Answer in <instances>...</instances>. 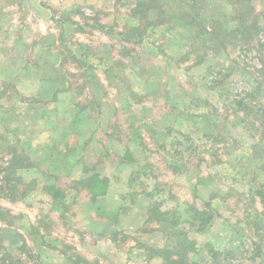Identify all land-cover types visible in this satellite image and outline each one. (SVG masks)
<instances>
[{"label":"rangeland","instance_id":"374dc122","mask_svg":"<svg viewBox=\"0 0 264 264\" xmlns=\"http://www.w3.org/2000/svg\"><path fill=\"white\" fill-rule=\"evenodd\" d=\"M79 2L47 28L54 38L47 37L48 46L63 52L55 81L67 79L69 92L59 96L71 124L80 114L116 119L104 121L117 143L108 145L110 158L129 160L133 142L150 151L132 185L123 172L117 187L145 216L125 212L127 232L86 230L96 211L84 215L87 203L76 200L100 183L88 175L96 153L88 163L78 159L80 179L43 169L60 159L63 143L50 130L57 125L59 132L64 118L51 124L38 116L52 86L16 85L9 76L0 86V264H168L155 249H179L175 264H264V203L257 195L260 189L264 200V112L257 113L264 110V0ZM28 11L20 6L18 18ZM78 53L90 55L85 66L72 55ZM166 116L179 118V127L158 124ZM129 123L133 133L125 131ZM117 124L124 131L116 132ZM76 136L69 151L83 142ZM190 207L210 218L190 224ZM156 227L158 246L144 245L137 231ZM154 256L161 260L150 261Z\"/></svg>","mask_w":264,"mask_h":264},{"label":"crops","instance_id":"0c3cea01","mask_svg":"<svg viewBox=\"0 0 264 264\" xmlns=\"http://www.w3.org/2000/svg\"><path fill=\"white\" fill-rule=\"evenodd\" d=\"M79 1L80 0H4V3L6 2L5 7L4 5H0V86H2L4 80H7L9 76H11V79H15L14 81L16 82V85L25 83L30 86H43L45 90L47 89L46 86H52L53 92L51 93V97L40 99L43 100L44 103H42L39 107L41 110L39 111L38 116L40 118H44L45 121L51 124H54V122L56 123L60 118H64L63 122L65 125L58 127L59 132L56 128L57 125H51L52 130H50L51 132L56 131L52 135L55 139L62 141V148L64 149L61 151L59 155L60 159L58 161L54 159L50 160L49 164L47 166L45 165L46 167L43 169L55 174H68V176L73 179H80L85 177V175L83 176L80 172L84 169L81 168L83 164L76 166L78 159H83V161L86 160V163H88L87 157L96 153L98 162L96 165L90 166L88 175H91V178L96 179L95 175L97 174L98 177L96 179V183L100 182L102 189L93 195L87 194L85 196L86 199L84 200H76L77 203L81 201L87 203L86 207H81V211L84 215L88 213V209H90L91 212L96 211V214L89 213V217L93 220H90V225L87 226L86 230L88 232L101 234H107L114 231L119 232V230L127 232L129 229H132V226L123 225V216L129 212H136V210L139 209L140 215L144 217L145 212L140 207L137 209L135 199L133 197L127 195L121 196L123 192L118 191L117 187L121 186L123 183V180L121 179L123 172L128 173L125 184L127 183V186L132 185L133 179L131 178L135 179V177L138 176V170L147 166L144 158L150 151H147L145 147H138L137 144L133 148L132 145L135 144L133 142L132 145H128L131 157L129 160L121 157L117 158L118 160L110 158V154L113 157V148H108V145L116 143V141L114 140L115 137L113 135L114 129L106 130V125H104V121H110L112 116H107L105 119V114L103 112L99 113L96 118L90 116L84 117L83 114H80L79 118V115L76 118H73L72 123L74 122L73 124H75L77 133L76 137L83 142H79L82 144L79 147H76V151L74 152L69 151L66 146L67 141L72 139L74 134H76L74 132L73 124H71V117H66L69 112L68 109L70 108H68L66 101L61 99L59 96L63 93L69 92L67 88L68 81L67 79H60V81L56 84L55 76L57 71L60 70L63 52L54 44L48 46L51 42L47 40V37H52L53 40L54 38L47 28L52 23L57 26V13L74 11L80 3ZM24 5H26V8L29 10V15L27 18L21 19L18 18V12L20 10V6L24 7ZM78 8H81V6ZM59 24L60 27H62L64 22L59 21ZM22 27L33 31L23 30ZM41 28L43 29L41 30V35H37L35 38L34 31H39ZM78 41H83V38H79ZM20 44H24L26 47L28 46V49H20ZM75 44L76 46H79L81 43L76 42L74 45ZM81 46L83 45L81 44ZM72 55L76 59L82 60L83 62H80L83 65L85 64L84 61H86L87 58H90V55L86 54L78 53L76 55ZM14 64H17L16 70H12V65ZM99 103L100 106L103 107L104 102L100 101ZM175 104L176 102L174 105ZM34 107V103H30L27 108L30 110L34 109ZM31 119H34V117ZM178 119L174 117L172 121V119L169 120V117L166 116L158 124L164 126L163 128H167L166 125H172V123L175 124L176 121V125L179 127L180 123L177 122ZM112 120L115 121L116 119L113 118ZM68 121L69 123L67 125ZM84 123H89V126L81 127L80 125ZM130 124L131 123H129V127H127L125 131L133 133V131H131L132 127H130ZM113 127L118 133L124 131V129H122V127L118 124L116 126L113 125ZM163 128L161 129L162 133H160V137H164V135L166 136V129ZM130 136L131 138L134 137L133 134ZM89 139L91 141V145L84 148L85 142ZM97 139H100L104 146L101 145L102 143L97 141ZM106 139H111L113 141H107ZM97 144H100L101 147L99 148ZM107 148L108 151H105ZM114 149L117 154L122 153L119 152L121 149L119 150L117 145ZM167 152V148H163L161 151L162 154ZM78 162L81 163V161ZM24 170L25 169H22V172ZM88 175L87 177H90ZM149 181H151V179H149ZM69 200L70 199L68 198L66 201L68 202ZM240 230L243 231V228H240ZM226 231L227 230H225L224 233H226ZM229 231V233L232 232L230 228ZM161 232V228L156 227L148 230L137 231V234L139 236V240L144 245L155 247L159 241ZM220 232V230L217 231L219 234ZM113 245L115 246V243H113ZM111 249H114V247ZM149 260L160 261L161 258L159 256H154Z\"/></svg>","mask_w":264,"mask_h":264},{"label":"trees","instance_id":"16d2710c","mask_svg":"<svg viewBox=\"0 0 264 264\" xmlns=\"http://www.w3.org/2000/svg\"><path fill=\"white\" fill-rule=\"evenodd\" d=\"M258 112H264V110L261 108V106H259V108H258V111H257V113ZM98 185H101L100 183H98ZM98 185H94V186H92V188H91V190H90V192L92 193V195L93 194H95L97 191H100L99 189L97 190L96 188H97V186ZM264 188H263V186H262V190H263ZM97 190V191H96ZM257 195H259L260 196V202L261 203H264V200H263V193L262 192H260V189L259 190H257ZM187 212H189V213H191V214H189L190 216V219H189V223L191 224V223H193L192 221L193 220H195V219H201L202 220V222L204 221V222H207V220H208V218H210V216L209 217H207V218H204V215H205V212H204V210H200V209H197V208H192V207H190L188 210H187ZM143 230H146L145 228L143 229L142 228V231ZM175 246H177L178 247V242H176V244H174ZM154 250V249H153ZM154 251H156V252H154V254L155 255H159L161 258H163L168 264H175V263H177V260H174V259H172L171 257L172 256H178L179 255V257H180V255L181 254H179L180 253V251H179V249H177V253H168L167 252V250H162V249H155Z\"/></svg>","mask_w":264,"mask_h":264}]
</instances>
